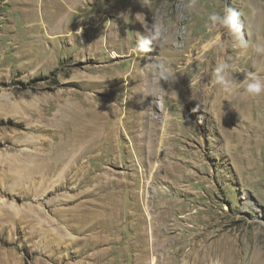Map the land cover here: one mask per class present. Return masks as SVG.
Returning a JSON list of instances; mask_svg holds the SVG:
<instances>
[{"label": "rangeland", "instance_id": "rangeland-1", "mask_svg": "<svg viewBox=\"0 0 264 264\" xmlns=\"http://www.w3.org/2000/svg\"><path fill=\"white\" fill-rule=\"evenodd\" d=\"M185 2L0 0V264H264V0Z\"/></svg>", "mask_w": 264, "mask_h": 264}, {"label": "clouds", "instance_id": "clouds-1", "mask_svg": "<svg viewBox=\"0 0 264 264\" xmlns=\"http://www.w3.org/2000/svg\"><path fill=\"white\" fill-rule=\"evenodd\" d=\"M182 8L191 13L197 8V0H187L184 4H182ZM155 28V32L151 34L150 38L148 37H140L138 38V47L139 50L142 52H149L151 51L150 45L154 40H157L162 35V25L155 24L153 25ZM209 30L212 29H226L228 33L235 35L236 39L241 42L242 47H247L246 43L243 39L242 33V24L240 21V14L235 9L231 7L225 6L223 9L222 14L219 12H213L208 16V23L206 24ZM165 31V30H163ZM165 41L168 40V37L165 36ZM218 46L220 45V38L219 36L216 38ZM256 53H264V46H256L255 47ZM159 72L157 73L156 79L159 80L163 78L167 80L169 77L173 76L174 69L170 66V62L165 59H160L158 62ZM229 66L223 62H220L218 66L215 68V83L220 85L222 90L226 95H232L237 90V84L234 80L227 78L225 73V69ZM195 83V81H193ZM239 87H243L245 91L252 96H259L261 93H264V78L258 76L253 72H248L245 80ZM159 91V88H154L152 90V94L154 95L156 92Z\"/></svg>", "mask_w": 264, "mask_h": 264}, {"label": "bare ground", "instance_id": "bare-ground-1", "mask_svg": "<svg viewBox=\"0 0 264 264\" xmlns=\"http://www.w3.org/2000/svg\"><path fill=\"white\" fill-rule=\"evenodd\" d=\"M207 46H209V44L206 45L205 47H207ZM218 47H219V46H218ZM262 55H263V54H262ZM191 60H192V59H191ZM262 60H263V59H262ZM261 77L264 78V76H261ZM221 90H222V89H221ZM216 91H217V90H216ZM217 92H219V90H218ZM263 94H264V93H261L259 96H257V98H258L259 100H261V101H264V95H263ZM21 107H23V106H21ZM19 108H20V107H19ZM23 108H24V107H23ZM23 108H22V109H23ZM16 109H17V108H16ZM25 109H26V108H25ZM216 110H217V109H216ZM15 111H16V110H15ZM17 111H19V110L17 109ZM21 111H22V110H21ZM21 111H20V112H21ZM26 111H27V110H26ZM10 112H11V111H10ZM22 112H23V111H22ZM31 112H32V111H31ZM223 112H224V111H223ZM6 113H7V112H6ZM38 113H39V112H38ZM64 113H65V112H64ZM118 113H119V112H118ZM14 114H15V112H14ZM22 114H23V113H22ZM30 114H32V113H30ZM16 115H17V114H16ZM23 115H26V114H23ZM23 115H20V118H21V116H23ZM39 115H40V114H39ZM63 115H64V114H63ZM31 116H32V115H31ZM54 116H55V115H54ZM28 117H30L29 114H28ZM32 117H33V116H32ZM116 117H117V115H116ZM116 117H115V118H116ZM17 118H18V117H17ZM121 118H122V117H121ZM57 119H58V118H57ZM32 120H33V119H32ZM35 120H37V118H36ZM116 121H117V120H116ZM81 129H82V128H81ZM75 131H78V130L75 129ZM80 131H81V130H80ZM83 132H84V131H83ZM73 133H74V132H73ZM84 133H85V132H84ZM82 134H83V133H82ZM149 216H150V215H148V220H149L150 222H153V218H154V217H153V216H150V218H149ZM151 224H152V223H151ZM149 225H150V223H149ZM152 228H153V226H152ZM153 230H154V229H153ZM229 247H230V246H229ZM229 247H227L226 250H225V255H226V256L224 255L225 258H226L227 260H229L228 257H227V255H228V253H229V250H230ZM212 252H213L214 254H216V252H217V248H215V249L212 248ZM223 254H224V253H223ZM228 256H229V255H228Z\"/></svg>", "mask_w": 264, "mask_h": 264}]
</instances>
